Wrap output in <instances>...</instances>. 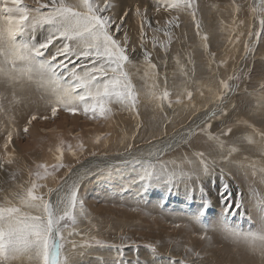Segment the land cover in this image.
<instances>
[{"label": "rangeland", "instance_id": "1", "mask_svg": "<svg viewBox=\"0 0 264 264\" xmlns=\"http://www.w3.org/2000/svg\"><path fill=\"white\" fill-rule=\"evenodd\" d=\"M44 2L46 0H40V3ZM114 3L116 7L113 12L117 17L125 9L130 10L124 25L129 36L130 57L126 71L136 90V110L111 105L113 113L107 120H91L62 110L53 117L48 104L50 96L35 82L9 86L0 81V163H4V168L0 169V204L5 198L12 199L14 193L20 192L21 185L24 188L30 186L29 172L35 171L37 164L55 163V148L63 141L65 148L72 145L75 152V155L67 150L64 152V163L73 166L71 173L65 176L68 169L62 168L55 177L49 176L38 181L44 185L39 189V194L44 195L45 199H53L52 202L55 203L57 196L63 195L62 191L54 197L55 189L63 185L64 180L68 181V185L79 180V196L84 201L86 214L78 219L74 229L79 235L68 239L90 246L76 250L83 253L74 257L78 264H115L120 259L116 255L117 247H123L125 264H133L137 255L141 261H148V264H165L168 258L179 261L185 256L184 249L189 247L191 238V246L197 248L196 252L200 255L199 258L188 257L189 262L195 259L196 264H215L217 261L229 260L228 264H234L230 258L237 257L241 264H264V255H261L258 247L234 240L218 228L207 233L212 237L208 241L203 239L208 242L204 246L200 239L202 229L189 219L201 204L202 186L210 201L206 220L212 225L219 223L226 207L224 204L227 205V201L222 204L219 199L223 182L231 186L232 192L233 207L228 214L229 224L241 231L244 229V232L257 231L264 226V214L257 207L258 200L264 197V183L260 182L259 171L255 176L252 174L253 164L256 169L264 167V153L261 152V147L264 146V139L261 138V134H264V87H261L264 85V36L256 41L254 33L259 30L260 25L258 13L252 11V7L259 0H196V18L201 34L208 36L207 49L196 34V23L187 12L179 14V27L173 29L172 43L168 45L166 53L159 47L153 48L151 43L154 35L164 41L166 38L163 33L155 34L148 30L143 47L151 53V63L155 68H149L144 61L135 9L137 5L142 11L147 9V17L151 20L152 27H157V21L160 27H164L165 20L170 19L175 12H165L163 9L157 12L156 0H114ZM23 4L29 8L38 7L37 0H23ZM236 5H239V11H236ZM124 30L117 34L118 39L123 37ZM249 32L253 33L251 37ZM42 36L43 33H36L37 40ZM246 44L249 45L247 51ZM230 77L239 79L230 80ZM222 82L229 83L232 91L224 89ZM165 91L169 93V97L161 99ZM187 92L192 93L190 100ZM221 93H225L223 104L217 99ZM178 98L181 103H176ZM218 108H223L227 115L208 122L212 126L210 131L225 142L223 152L213 147L203 134L191 137L193 142L185 137L190 127L202 124L206 119L205 113L209 116ZM34 114L40 118L29 125L28 120ZM45 116L48 118L41 120ZM25 125L29 129L27 134L23 131ZM229 127L231 132L222 135L221 129L227 131ZM9 131L13 132L15 139L9 145L6 155L3 145ZM248 136L255 143H248L245 139ZM172 141L173 149L163 151L164 157L148 155V151L161 149L162 145ZM77 145H83V148L80 149ZM127 145L133 146L131 155L124 151ZM184 145H190L189 148L193 145V152L190 149L189 153L184 151ZM234 145L239 151L233 152L225 160L228 148ZM50 148L52 151H49ZM199 152H205L207 173L203 172L199 159L194 155ZM7 159H12L13 163L7 164ZM97 159H107L112 164L80 169L89 160ZM134 159L141 163H133ZM144 162L157 166L164 163L170 171L183 170L194 175L186 182L187 188L185 182L179 183L178 188H173V194L166 197L169 203L166 202L161 209L158 202L166 195L163 183L157 184L153 181L144 194H141L143 189L139 183L132 184L127 191H122V186L127 187L137 172L146 166ZM12 173H15V180L11 179ZM49 189L53 191L49 193ZM66 190L67 185L64 186V191ZM181 193L190 195L182 197ZM236 193L239 194L242 205L239 209L235 208ZM133 208L140 210L132 211ZM233 210L236 215L231 214ZM209 213L216 215L212 217ZM174 224L182 226L174 228ZM185 231H192L195 235L188 238L189 232L186 234ZM97 240L104 246H98ZM148 245H157L155 260L149 253ZM221 247L233 248L224 251ZM66 251H72L71 244H66ZM209 253L214 254L209 258L216 260V256H222L223 260H208ZM13 264L29 262L25 259Z\"/></svg>", "mask_w": 264, "mask_h": 264}, {"label": "snow or ice", "instance_id": "2", "mask_svg": "<svg viewBox=\"0 0 264 264\" xmlns=\"http://www.w3.org/2000/svg\"><path fill=\"white\" fill-rule=\"evenodd\" d=\"M38 7L29 8L23 4V0H0V81L9 86L22 84L24 82H35L46 94L50 96L48 104L51 107L52 116L55 117L59 110L72 115H83L88 119H109L113 109L111 105H118L122 109L135 111L137 107V94L126 71V65L130 63L128 53L129 36L124 30V25L129 17L130 10L125 9L118 17L113 10L116 7L114 0H46ZM239 11V5H236ZM163 9L165 12H175L170 19L165 20L164 27H152L151 20L147 17V9L143 11L137 5L135 17L139 20L140 43L143 50L145 63L149 68L156 66L151 63V53L144 49L147 40V31L151 30L155 34L163 33L166 38L160 41L157 36H153L151 43L153 48L159 47L165 53L168 45L172 43V32L179 27V14L187 12L196 23L197 36L203 41V47L207 49V34H201L200 24L197 21L196 0H156V11ZM254 13H258L260 28L254 35L256 41L264 36V0H259L257 5L252 7ZM124 30L122 38H117V34ZM43 33L40 40H37L36 33ZM253 35L249 32V36ZM246 51L249 45H245ZM54 49V51H50ZM134 51V49H133ZM239 79V77H230ZM222 87L228 92L232 91V86L227 82H222ZM264 87V85H261ZM191 92H187L190 100ZM169 93L165 91L161 99H167ZM225 93H221L217 99L223 104ZM176 103H181L178 98ZM171 107V101L169 102ZM227 113L223 108L213 110L212 113L195 127H190L185 134L187 139L203 134L207 140L221 152L224 151L225 142L220 136L213 134L210 119L225 116ZM48 117H41L47 119ZM37 116L34 114L28 120L30 125ZM167 119V117H165ZM27 134L29 129L25 125L23 129ZM231 132L221 129L222 135ZM13 132L9 131L3 145L6 150L13 141ZM264 139V134H261ZM187 139L185 142H187ZM248 143H255L251 136L245 137ZM82 149L83 145H77ZM132 145H127L125 153L131 155ZM168 147H171L169 145ZM65 150L72 152V145L65 148L63 141L55 148L53 164H37L35 171H30V186L14 193L12 199L5 198L0 204V264H13L15 261H24L29 264H78L76 255H83L77 252L79 248L90 245L77 244L68 238L79 235L74 229L78 219L84 216V201L79 196V180H74L70 185L64 180V184L58 186L55 191L63 195H58L57 201L53 203L50 199H45L39 194V189L44 187L38 183L49 176L55 174L62 168H67L65 176H69L72 165L64 163ZM238 148L234 145L227 150L228 156L236 152ZM49 151H52L50 148ZM163 149L149 151L148 155L160 156ZM264 153V146L261 147ZM95 155V153H93ZM199 159L203 172L207 173L208 164L203 152L194 153ZM133 163L140 164L141 161L133 160ZM7 164H12V159L6 160ZM77 163L79 160L77 159ZM135 177L129 182L127 187L122 186V191H127L132 184L139 183L144 194L152 186L153 181L157 184L163 183L166 187V195L159 200V206L163 209L166 204V197L173 194V188L181 182L191 180L194 173H185L183 170H169L166 164L159 166L144 162ZM4 168V163H0V169ZM255 176L260 173V182L264 183V167L256 169L252 165ZM135 171V169H134ZM223 171V170H222ZM11 179L15 180V173L11 174ZM197 179L199 176L197 175ZM67 190L64 191V186ZM187 187V183H186ZM53 190L49 189V193ZM201 204L198 210L191 214L189 219L199 225L203 234L200 239H206L209 231L219 229L230 235L234 240L243 241L249 246L259 249L264 255V226L257 231L242 232L232 227L228 222V214L232 209V192L227 184L222 182L219 195L222 204L227 201V206L216 225L209 224L206 220L210 201L201 186ZM190 195V193H186ZM239 194L235 199V208H241ZM257 207L264 214V197L258 200ZM132 211H139L133 208ZM232 215L237 213L233 210ZM242 215V213H241ZM174 228H180V224H174ZM187 227V225H185ZM126 240V238H122ZM66 244H71L72 251H66ZM98 246L103 247L101 241H96ZM116 247V246H113ZM149 253L155 260L157 245H148ZM185 256L179 261L168 258L165 264H196L193 259L189 262L188 257L199 258V253L191 247H185ZM116 255L120 257L115 264H125L123 247H117ZM133 264H148V261H141L139 256Z\"/></svg>", "mask_w": 264, "mask_h": 264}, {"label": "bare ground", "instance_id": "3", "mask_svg": "<svg viewBox=\"0 0 264 264\" xmlns=\"http://www.w3.org/2000/svg\"><path fill=\"white\" fill-rule=\"evenodd\" d=\"M212 10H213V9H212ZM149 12H150V10H149ZM153 14H154V13H153ZM168 15H169V14H168ZM153 22H154V21H153ZM153 24H154V23H153ZM237 25H238V24H237ZM133 31H134V30H133ZM233 45H234V44H233ZM145 86H146V85H145ZM41 95H42V94H41ZM41 95H40V96H41ZM15 96H16V95H15ZM44 96H45V95H44ZM12 100H13V99H12ZM25 104H26V103H25ZM145 104H147V103H145ZM33 105H35V104H33ZM148 105H149V104H148ZM148 105H147V106H148ZM38 107H39V106H38ZM32 108H33V107H32ZM150 109H151V107H150ZM152 109H153V107H152ZM49 110H50V109H49ZM44 111H45V110H44ZM46 111H47V110H46ZM23 112H24V110H23ZM26 112H27V111H26ZM148 112H149V111H148ZM152 112H153V111H152ZM251 112H252V111H251ZM32 113H33V112H32ZM38 113H40V112H38ZM38 113H37V114H38ZM21 114H22V113H21ZM205 114H206V115H205V118H206V117L208 116V113H205ZM151 115H152V114H151ZM156 115H157V114H156ZM152 116H153V115H152ZM148 117H151V116H148ZM155 117H156V116H155ZM39 118H40V117H39ZM39 118H37V119H39ZM41 120H42V119H41ZM78 120H79V119H78ZM199 120H200V119H199ZM61 121H63V118H62ZM34 123H35V122H34ZM41 124H42V123H41ZM34 125H35V124H34ZM34 125H33V126H34ZM37 126H38V124H37ZM43 126H44V125H43ZM49 126H50V125H49ZM51 126H52V125H51ZM41 127H42V126H41ZM53 127H55V126H53ZM164 127H165V126H164ZM38 128H39V127H38ZM74 128H75V126H74ZM34 129H35V128H34ZM43 129H44V128H43ZM48 129H49V128H48ZM39 130H40V129H39ZM41 130H42V129H41ZM146 130H147V129H146ZM167 131H168V130H167ZM146 132H147V131H145V133H146ZM29 133H30V132H29ZM2 135H3V134H2ZM2 135H1V136H2ZM13 136H14V135H13ZM16 137H17V136H16ZM137 137H138V136H137ZM144 137H145V136H144ZM199 137H201V136H199ZM202 137H203V135H202ZM202 137H201V138H202ZM2 138H3V137H2ZM25 138H26V137H25ZM159 138H160V137H159ZM182 138H183V137H182ZM204 138H205V137H204ZM13 139H15V138H13ZM31 139H32V138H31ZM157 139H158V138H157ZM28 140H29V139H28ZM154 140H155V139H154ZM154 140H153V141H154ZM189 140H190V139H189ZM194 140L196 141V138H195ZM198 140H199V139H198ZM198 140H197V141H198ZM138 141H139V140H138ZM162 141H163V140H162ZM179 141H180V140H179ZM190 141H191V140H190ZM239 141H240V140H239ZM13 142H14V141H13ZM30 142H31V141H30ZM159 142H160V141H159ZM180 142H181V141H180ZM191 142H193V141H191ZM203 142L205 143L204 140H203ZM172 143H174V141H172V142H168V143H166V145H165V144L162 145L161 149H163L164 151H165L166 149H167V151H170L169 149H173V146H174V144H172ZM194 143H195V142H194ZM194 143H193V145H194ZM201 143H202V142H201ZM151 144H152V143H151ZM205 144H206V143H205ZM153 145H155V143H153ZM153 145H152V146H153ZM158 145H159V144H158ZM169 145H171V147H168ZM193 145H191L190 148H189L190 145H187V146L184 145L185 148H184L183 150H184V151H188V149H190V151H192V146H193ZM200 145H201V144H200ZM241 145H242V144H241ZM159 147H160V146H159ZM194 147L197 148L198 146H197V147L194 146ZM201 147H202V146H201ZM213 147H214V146H213ZM175 148H177V147H175ZM141 149H142V148H141ZM179 149H180V148H179ZM198 149H201V148L198 147ZM132 150H133V149H132ZM149 150H150V149H149ZM180 150H181V149H180ZM180 150H178V151H180ZM8 151H9V150H8ZM22 151H23V150H22ZM140 151H141V150H140ZM174 151H175V150H174ZM184 151H183V152H184ZM208 151H209V150H208ZM238 151H239V150H238ZM9 152H10V151H9ZM148 152H149V151H148ZM192 152H193V151H192ZM205 152H206V151H205ZM205 152H204V153H205ZM169 153H170V152H169ZM175 153H176V151H175ZM185 153H186V152H185ZM188 153H189V151H188ZM254 153H255V152H254ZM223 154H224V153H223ZM141 155H142V154H141ZM141 155H140V156H141ZM164 155H165V154H164ZM166 155H167V154H166ZM166 155H165V156H166ZM176 155H177V154H176ZM179 155H180V154H179ZM162 156H163V155H162ZM168 156H169V155H168ZM180 156H181V155H180ZM209 156H210V154H209ZM209 156H208V157H209ZM163 157H164V156H163ZM244 157H245V156H244ZM129 158H130V157H129ZM165 159H166V158H165ZM165 159H164V160H165ZM187 159H188V158H187ZM238 159H239V158H238ZM145 160H146V159H145ZM189 160H190V157H189ZM229 160H230V159H229ZM119 161H120V160H119ZM197 161H198V160H197ZM224 162H225V161H224ZM234 162H235V161H234ZM237 162H238V161H237ZM248 162H249V161H248ZM212 163H214V162H212ZM232 163H233V162H232ZM110 164H112V162L109 161V160H107V159H104V160H99V159H97V160H89L88 163L83 164V165H82V168H80V169H86V168H89V167L91 168V167H93V166H94V167H105V166H108V165H110ZM235 165H236V164H235ZM94 167H93V168H94ZM19 168H20V167H19ZM80 169H79V170H80ZM227 169H228V168H227ZM227 169H226V170H227ZM216 170H217V169H216ZM76 171H77V170H76ZM74 172H75V171H74ZM81 173H82V172H81ZM195 173H196V172H195ZM222 174H223V173H222ZM227 174H228V173H227ZM77 175H78V174H77ZM193 175H194V174H193ZM228 175H229V174H228ZM231 176H232V175H231ZM214 179H215V178H214ZM245 179H246V178H245ZM198 180H199V179H198ZM189 181H190V180H189ZM224 182H226V181H224ZM197 183H198V181H197ZM197 183H196V184H197ZM221 183H222V182H221ZM182 186H183V185H182ZM217 186H218V185H217ZM230 187H231V186H230ZM184 188H185V187H184ZM186 188H187V187H186ZM250 188H251V187H250ZM236 189H237V188H236ZM178 190H180V189H178ZM188 190H190V189H188ZM188 190H187V191H188ZM248 190H249V189H248ZM164 191H165V190H164ZM164 191H163V192H164ZM187 191H186V192H187ZM251 191H253V189H252ZM251 191H250V192H251ZM163 192H162V193H163ZM184 192H185V191H184ZM214 192H215V191H214ZM253 192H254V191H253ZM58 194H59V193L56 192L54 197H56ZM236 194H237V193H236ZM245 194H246V193H245ZM155 195H156V194H155ZM178 195H179V193H178ZM209 195H210V193H209ZM242 195H243V194H242ZM180 196H182V197L186 196V197H187L188 195L181 193ZM57 197H58V196H57ZM217 197H218V196H217ZM217 197H216V198H217ZM233 197H235V196H233ZM245 197H246V195H245ZM180 198H181V197H180ZM213 198H214V197H213ZM188 199H189V198H188ZM214 199H215V198H214ZM219 199H221V198H219ZM151 200H152V199H151ZM194 200H195V199H194ZM52 201L54 202L53 199H52ZM154 201H155V200H154ZM218 201H219V200H218ZM218 201H217V203H218ZM254 201H255V200H254ZM167 202H168V201H167ZM180 202H181V201H180ZM220 202H221V200H220ZM158 203H159V202H158ZM168 203H169V202H168ZM183 203H184V202H183ZM195 203H196V202H195ZM199 203H200V202H199ZM199 203H198V204H199ZM226 203H227V202H226ZM170 204H171V203H170ZM178 204H179V203H178ZM196 204H197V203H196ZM173 205H174V204H173ZM219 205H220V204H219ZM224 205L227 206L226 204H224ZM165 206H166V205H165ZM179 206H181V203H180ZM182 206H183V205H182ZM176 207H177V206H176ZM236 209H237V208H236ZM185 210H186V209H185ZM96 211H97V210H96ZM100 211H101V210H100ZM172 211H173V210H172ZM176 211H177V210H176ZM177 212H178V211H177ZM212 212H213V211H212ZM122 213H123V212H122ZM122 213H121V215H122ZM168 213H169V212H168ZM124 214H126V213H124ZM180 214H182V212H180ZM128 215H129V214H128ZM214 215H216V213H212V214L209 213V216H212V217H213ZM126 216H127V215H126ZM129 216H130V215H129ZM168 216H169V214H168ZM172 216H173V215H172ZM176 216H177V215H176ZM131 217H132V216H131ZM134 217H135V216H134ZM126 218H128V217H126ZM129 218H130V217H129ZM142 218H143V217H142ZM216 218H217V217H216ZM218 218H219V216H218ZM241 219H242V218H241ZM116 220H117V219H116ZM124 220H125V217H124ZM157 220H158V219H157ZM211 220H214V219L211 218ZM143 221H144V220H143ZM171 221H172V220H171ZM118 223H121V222H118ZM118 223H117V224H118ZM128 223H129V222H128ZM161 223H162V222H160V224H161ZM208 223H210V221H209ZM214 223H215V222H214ZM242 224H243V223H242ZM242 224H241V225H242ZM255 224H256V223H255ZM215 225H216V224H215ZM181 226H182V225H181ZM254 226H255V225H254ZM257 226H258V225H257ZM252 228H253V227H252ZM258 228H259V227H258ZM184 229H185V228H184ZM191 229H192V228H191ZM243 230H244V229H242V231H243ZM248 230H249V229H248ZM240 231H241V230H240ZM185 232H186V231H185ZM188 232H189L188 238H189V237H193V236L195 235V233L192 232V231H191V232H190V231H187L186 234H187ZM210 232H211V231H210ZM216 232H217V231H216ZM243 232H244V231H243ZM210 237H212V236H211V235H207V238H206L207 241L209 240ZM213 238H214V237H213ZM194 239H195V238H194ZM191 240H192V238H191L190 241H189V247H191V248L196 252V249H197V248H194V247L191 246V242H192ZM201 241L204 243V246H207V243H208V242H207L206 240H201ZM164 242H165V241H164ZM165 244H166V243H165ZM166 245H167V244H166ZM208 245H209V244H208ZM216 247H217V246H216ZM164 248H165V247H164ZM232 248H233V247H221V249L224 250V251L229 250V249H232ZM205 249H206V248H204L203 251H205ZM208 249H209V248H208ZM208 249H207V251H208ZM162 250H163V249H162ZM198 250H199V249H198ZM166 251H167V250H166ZM197 252H198V251H197ZM164 253H165V252H164ZM169 253H170V252H169ZM207 254H208V252H207ZM212 254H213V253H211V254L209 253L208 257H207L206 254H205V257H207L208 260H209V259H210V260L214 259V261H217V260H223V257H222V256H220V257H219V256H216V258H217L216 260H215V258H212V259L209 258V257H212V256H211ZM213 255H214V254H213ZM229 258H230V257H229ZM230 259H231V261H232V260L234 261V264H241V263L237 260V257H235V258L233 257V258H230ZM214 261H212V263H213ZM228 261H229V260H228ZM228 261H225V262H224V261H217L215 264H228ZM233 261H232V262H233ZM200 262H201V261H200ZM209 262H211V261H209ZM199 264H200V263H199ZM204 264H205V263H204ZM207 264H208V263H207ZM230 264H231V262H230Z\"/></svg>", "mask_w": 264, "mask_h": 264}]
</instances>
